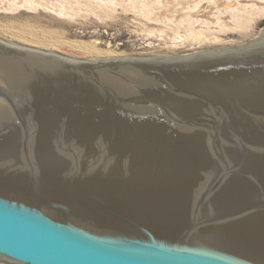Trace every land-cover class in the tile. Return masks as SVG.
<instances>
[{
    "label": "water",
    "instance_id": "95a60500",
    "mask_svg": "<svg viewBox=\"0 0 264 264\" xmlns=\"http://www.w3.org/2000/svg\"><path fill=\"white\" fill-rule=\"evenodd\" d=\"M0 263L264 264V34L97 60L0 39Z\"/></svg>",
    "mask_w": 264,
    "mask_h": 264
},
{
    "label": "rangeland",
    "instance_id": "374dc122",
    "mask_svg": "<svg viewBox=\"0 0 264 264\" xmlns=\"http://www.w3.org/2000/svg\"><path fill=\"white\" fill-rule=\"evenodd\" d=\"M48 1L55 7L0 0V39L97 60L190 55L264 34V0H154L146 6L133 0Z\"/></svg>",
    "mask_w": 264,
    "mask_h": 264
},
{
    "label": "bare ground",
    "instance_id": "6f19581e",
    "mask_svg": "<svg viewBox=\"0 0 264 264\" xmlns=\"http://www.w3.org/2000/svg\"><path fill=\"white\" fill-rule=\"evenodd\" d=\"M37 2H40V3H42L43 5H46V6H48V7H55V6H53V4L52 3H50V1H48V0H36ZM133 1H135L136 3H139L140 5H142V6H146L148 3H150V2H153L154 3V0H139V2H137L136 0H133ZM34 2V1H33ZM32 3V2H31ZM14 4H16V3H14ZM151 9V8H150ZM233 14V13H232ZM38 43V42H37ZM39 45V44H38ZM61 45V44H60ZM34 48V47H33ZM75 58V57H74Z\"/></svg>",
    "mask_w": 264,
    "mask_h": 264
}]
</instances>
